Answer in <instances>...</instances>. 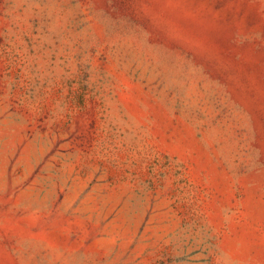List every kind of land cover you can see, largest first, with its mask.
<instances>
[{
  "label": "rangeland",
  "instance_id": "374dc122",
  "mask_svg": "<svg viewBox=\"0 0 264 264\" xmlns=\"http://www.w3.org/2000/svg\"><path fill=\"white\" fill-rule=\"evenodd\" d=\"M0 264H264V0H0Z\"/></svg>",
  "mask_w": 264,
  "mask_h": 264
}]
</instances>
